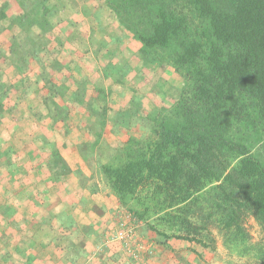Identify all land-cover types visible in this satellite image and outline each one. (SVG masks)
I'll use <instances>...</instances> for the list:
<instances>
[{"label":"rangeland","instance_id":"374dc122","mask_svg":"<svg viewBox=\"0 0 264 264\" xmlns=\"http://www.w3.org/2000/svg\"><path fill=\"white\" fill-rule=\"evenodd\" d=\"M76 1L65 11L58 0H0V98L7 109L19 106L15 114L25 125L8 111L0 117V264H260L264 229L253 215L243 225L255 248L226 245L218 229L206 248L166 240L152 229L155 219L143 221L118 202L101 165L130 136L148 133L143 114L172 105L183 82L166 66L140 59L137 42L116 28L114 60L99 56L100 48H72L71 38L84 43L82 18L96 13V2L104 4ZM24 12L44 24L25 30L14 15ZM46 97L72 111L77 97L93 98L106 111L105 125L74 115L60 127L38 120ZM55 145L72 166L59 182L46 166Z\"/></svg>","mask_w":264,"mask_h":264},{"label":"trees","instance_id":"16d2710c","mask_svg":"<svg viewBox=\"0 0 264 264\" xmlns=\"http://www.w3.org/2000/svg\"><path fill=\"white\" fill-rule=\"evenodd\" d=\"M103 1L137 42L138 57L183 82L172 105L143 114L148 133L130 136L101 165L106 183L130 213L155 219L152 229L166 240L207 248L218 229L226 245L255 248L243 223L253 215L264 229V0ZM26 14H14L25 30L44 24ZM5 99L0 117L8 111L25 127L15 114L19 106L7 109ZM37 107L38 120L52 126L68 124L70 115L105 125L106 111L93 98L77 97L73 111L54 97ZM46 166L57 182L72 172L57 146ZM257 252L264 264V245Z\"/></svg>","mask_w":264,"mask_h":264},{"label":"crops","instance_id":"0c3cea01","mask_svg":"<svg viewBox=\"0 0 264 264\" xmlns=\"http://www.w3.org/2000/svg\"><path fill=\"white\" fill-rule=\"evenodd\" d=\"M58 1L62 2L61 8L64 9L65 11L68 8L69 1L74 3L73 0H58ZM93 7L94 8H91V10H93L92 13H95V12L96 13L90 17L84 16L82 18L83 21L80 23V25H82V29L85 32L83 35L84 43L82 42V44L80 43L77 46L76 45L77 39L71 38V43L69 44H71V47L74 49H78L80 48V46H82L83 48H87L88 53L92 52L93 49L100 48L99 49L100 51L97 50V54L99 56L102 54H106L109 56L110 58L109 60L111 61V58L113 59L114 56H116L117 54V53L112 52V50L115 49L114 44H116V41H117V40H114L116 36L112 35V30L116 28V30L120 32L121 36L124 34L126 35V32L123 30L122 27H120L114 21L113 16L111 15L110 11L107 9V7L103 3L102 5H98L96 2ZM77 12L78 11H74V13H72V18L76 20L79 19V18H75V13ZM76 20H73V21H76Z\"/></svg>","mask_w":264,"mask_h":264}]
</instances>
